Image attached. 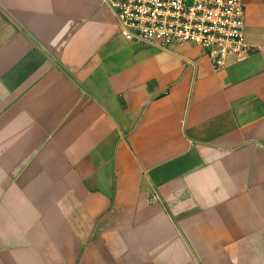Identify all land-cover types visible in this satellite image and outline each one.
<instances>
[{"label":"crops","instance_id":"0c3cea01","mask_svg":"<svg viewBox=\"0 0 264 264\" xmlns=\"http://www.w3.org/2000/svg\"><path fill=\"white\" fill-rule=\"evenodd\" d=\"M248 55L128 43L101 0H0V264H264V0Z\"/></svg>","mask_w":264,"mask_h":264},{"label":"built area","instance_id":"2783aa9c","mask_svg":"<svg viewBox=\"0 0 264 264\" xmlns=\"http://www.w3.org/2000/svg\"><path fill=\"white\" fill-rule=\"evenodd\" d=\"M128 43L167 52L199 47L218 70L244 59V9L240 0H101Z\"/></svg>","mask_w":264,"mask_h":264}]
</instances>
